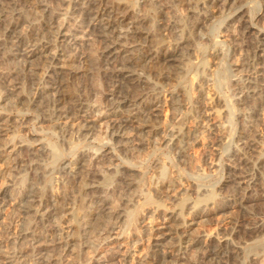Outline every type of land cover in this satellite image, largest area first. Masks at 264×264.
Masks as SVG:
<instances>
[{
  "label": "bare ground",
  "instance_id": "bare-ground-1",
  "mask_svg": "<svg viewBox=\"0 0 264 264\" xmlns=\"http://www.w3.org/2000/svg\"><path fill=\"white\" fill-rule=\"evenodd\" d=\"M49 1L51 3L47 0H0V49L12 44L11 48L16 47L15 52L11 53V50L9 55L12 57V65L19 64L21 70H30L26 75L31 86L27 94L25 90L23 91L24 85L22 86L21 80V74L24 71L13 69L0 73V85L4 89L7 100L14 101L20 110L22 118H19V123L24 125L27 117H31L30 115L34 113L38 114L37 120L42 123H51L62 131L68 128L73 130L77 122V131L85 141L93 136L95 121L89 113L88 105L92 90L81 85L70 92L67 91L69 80L77 78L82 73L80 65L83 67L91 62V58L84 52L81 54L84 44L80 42L79 32L86 29L101 45L100 60L105 68L102 78L109 86L107 94L102 98L106 110L104 118L110 121L113 119L109 124L110 135L122 139V147L126 150L131 145L127 132L132 128L136 136H142L146 132L151 136L159 135V130L151 128L148 123L157 122L161 107L158 108V102L154 99L155 95L152 94L154 100L151 99L148 78L139 73L137 68H144L141 69L142 71L159 65L160 70L157 72L158 75H155L156 80L169 79L173 68L178 67L175 56L176 46L172 47L165 40L166 38L163 39L165 36L153 34L148 28L152 25V21L141 14L138 4H132L128 0ZM173 1L187 7L194 6L195 2L200 1L201 9L210 13L206 14L208 19L220 3L229 5L235 0ZM51 5L56 8L54 6L52 8ZM157 14L159 18H162L163 11L160 10ZM62 16L64 20L68 19L74 28L67 27L65 21L61 23L59 18ZM245 16L247 12L243 10L237 15L242 37L253 36L251 37L252 49L245 65L251 67L255 75H259V84L247 86L244 92H242L244 87L240 86L238 90H241L243 101H246L243 102L244 105L250 103L259 110L256 109L251 117H247L250 120L237 135V146L231 154L228 177L236 194L224 199L211 193L188 208H186L187 200L182 199L179 209L165 211L159 224L152 225L151 228L152 252L138 257L137 264H175V260L178 259H174L175 252H171L170 247L164 246L167 241L164 232L173 224L180 222L178 226L190 228L199 220H210L228 210L239 211L246 205L264 200V176L260 172L264 167V155L258 151L264 140V134L261 135L255 129L256 124L264 128V32H253L254 22L251 21L248 24L244 20ZM163 25L162 21H158V28ZM165 25L166 32L174 27L173 24ZM37 58L42 61L40 65L34 62ZM26 85L28 87V84ZM7 118L0 114V163L4 166L0 167V218L8 213L12 223L5 230V239L0 240V264H74L65 260L59 253L57 255H51V253L67 252L70 249L74 251L76 248L82 252L84 249L91 248L88 236L95 224L99 226L103 223L104 241H118L121 223L125 218L122 214L123 205L125 206L128 200L121 198V205L115 209L110 207L106 196L108 191L123 187L129 191L133 186L131 177L129 178L124 170L118 171L116 175L122 179V184L118 183L112 187L107 179L102 181L98 174L86 168L85 157H88V153L86 155L83 152L61 169L71 177L72 192L81 193L80 197H76L79 205H74L75 196L70 195L71 192L64 195L51 189L44 194L38 186L16 196L8 191L9 184L5 182L10 177L11 169L17 165L27 170H34V167L38 165L36 160L45 155L48 149L43 145V147L34 148L23 142L15 143L10 136V134L15 136L11 130L14 127H11L12 121ZM146 129L150 130L145 132ZM113 150L115 151V146ZM101 155H97L98 158ZM130 170L127 168L125 171ZM251 171L256 173L258 171V173L253 176ZM103 192H107L106 198L102 196ZM184 208L191 218L183 214ZM234 221L232 233L228 237L214 238L212 236L205 239L198 238L199 236L192 237L190 234L184 235L181 249L178 248L181 253H185L182 250L186 251L190 246H196L197 251L190 259L180 257L178 260L196 264L211 257L217 259L218 257L222 259L238 257L241 253L240 247L235 245L232 238L233 235L241 232V227L237 220ZM260 230L263 232L262 228ZM260 230L249 228L248 232ZM257 249L260 251L259 247ZM123 254L121 250H118L115 255L93 264L113 262L117 264L116 261L118 264L119 261L125 263L126 253ZM252 261L256 264L258 262L264 264V248L253 256Z\"/></svg>",
  "mask_w": 264,
  "mask_h": 264
},
{
  "label": "rangeland",
  "instance_id": "rangeland-1",
  "mask_svg": "<svg viewBox=\"0 0 264 264\" xmlns=\"http://www.w3.org/2000/svg\"><path fill=\"white\" fill-rule=\"evenodd\" d=\"M128 1L138 4L141 14L152 21V25L148 28L153 34L165 36L163 39L166 38L165 40L177 49L175 56L178 67L173 68L169 79L156 80L155 75H158L159 65L142 71L141 69L144 68H137L139 73L148 78L150 96L152 94L157 96L156 98L154 96V99L158 102V108L161 107L157 122L148 123L151 128L159 130V135L151 136L146 132L150 129H146L144 135L136 136L132 128L127 132L131 139L130 149L127 148V150L122 147V139L110 135L109 124L113 119L110 121L104 118L106 110L102 98L107 94L109 86L102 78L105 68L100 60L101 45L86 29L79 32L80 42L84 44L81 54L84 52L91 58V62L83 67L80 65L82 73L77 78L69 80L67 91L70 92L81 85L92 90L88 105L89 113L95 121V130L93 136L87 141L79 135L77 122L73 130L68 128L62 131L51 123H42L37 120L38 114L33 113L31 117H27L26 123L21 125L19 120L22 116L19 108L14 101L7 100L4 89L0 85V114L12 121L11 127L14 128L11 130L15 136L10 134L11 139H14L15 143L18 141L17 144L23 142L34 148L44 146L48 149L46 153L48 157L46 154L39 157L36 160L38 165L34 167V170H27L17 165V168L14 166L11 169L10 177L5 182L9 184L8 191L12 194L18 196L38 186L44 194L51 189L64 195L71 192L70 195L75 196L74 201H76L78 199L76 197H80L81 193L72 192L71 177L61 169L83 152L86 155L88 153V157H85L86 168L98 174L102 181L107 179L112 187L118 183L122 184V179L116 175L118 171L124 170L133 181L129 191L123 187L101 194L105 197L107 193L105 198L109 201L110 207L115 209L121 205V198L128 200L126 207L123 205L122 214L125 218L121 223L118 241H104L103 223L99 226L95 224L88 236L91 248L84 249L82 252L76 248L75 252L70 249L67 252L51 253V255L59 253L65 260L74 264H93L115 255L118 250H121L122 255L126 253L125 263L119 261V264H137L138 257L153 250L152 225L159 224L165 211L179 209L182 199L187 200L186 208H188L211 193L224 199L234 196L236 192L233 184L229 183L228 177L231 154L237 146V135L250 120L247 117H251L256 109L259 110L250 103L243 104L246 101H243L241 93L247 89V86L259 84V75H255V71L245 65L252 49L251 37L253 36L242 37L237 15L242 10L247 12L244 20L248 24L251 21L254 22L253 32H264V0H235L229 5L220 3L208 19L206 14L210 13L201 9L200 1L195 2L196 4L191 7L180 5L173 0ZM160 10L163 11L162 18H159L157 14ZM63 17H60L59 21L61 23L65 21V25L72 28L71 22L66 18L64 20ZM158 21H162L164 25L173 24L174 29H168L170 33L166 32L164 30L167 28H164V25L158 28ZM3 47L4 52L0 49V73L13 69L21 70L19 64L12 65V57L9 56L15 52L16 47L11 48L12 44ZM38 58L34 60L36 65L42 62ZM21 71H24L21 74L22 77L20 76L25 83L22 82L23 91L25 90L27 94L31 86L26 75L30 70ZM240 86L245 88L241 93V90H238ZM153 96L152 100H154ZM262 128V125L256 124L255 129L261 135L264 134V128ZM263 145L264 140L258 150L262 155H264ZM52 151H55L54 158ZM99 154H104V157L101 155L98 158ZM2 164L0 163V167ZM127 168L131 170L125 171ZM260 172L264 176V167ZM257 173L251 171L253 176ZM10 188L12 189L9 190ZM74 205H79L78 200ZM183 214L188 216L185 208ZM8 215L7 213L0 218L1 241L5 239L6 228L12 223L11 216ZM232 219L237 220L241 227L239 234H232L235 245L240 247L239 256L229 259L211 257L196 264H256L252 258L264 248V200L246 205L239 211L228 210L210 220H199L190 228L178 226L180 222L175 223L164 232L167 237L164 246L170 247L169 250L175 252L174 259L180 257L190 259L195 255L197 247L190 246L186 251L182 250L185 252L182 254L179 249L183 244L184 235L190 234L192 237L199 236L198 238L205 239L212 236L214 238L228 237L234 227L235 221ZM249 228H256V230L262 228L263 232L261 230L248 232ZM257 247L260 251H257ZM178 259L174 261L175 264H188ZM116 263L118 264V261Z\"/></svg>",
  "mask_w": 264,
  "mask_h": 264
}]
</instances>
